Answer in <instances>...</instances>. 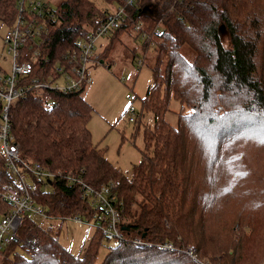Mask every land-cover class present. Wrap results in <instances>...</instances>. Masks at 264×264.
I'll return each instance as SVG.
<instances>
[{"label":"trees","instance_id":"obj_1","mask_svg":"<svg viewBox=\"0 0 264 264\" xmlns=\"http://www.w3.org/2000/svg\"><path fill=\"white\" fill-rule=\"evenodd\" d=\"M149 1L156 10L144 14L150 19L144 27L158 33L141 108L151 111L152 123L143 127L141 158L130 172L92 141V105L82 89L33 90L11 103L19 154L79 173L92 186L119 180L122 237L107 245L97 264H202L181 249L187 243L216 263L264 264V0H139L130 9L134 21L144 18L139 8ZM117 2L101 0V7L94 0H61L51 6L43 49L56 57L73 47ZM16 3L0 0V23L12 24ZM129 26L132 21H125L111 39ZM184 44L194 52L191 60L180 51ZM171 97L180 102L175 124L165 118ZM0 180H7L2 152ZM31 192L60 218L90 213L79 186L64 175L35 182ZM8 207L0 197V212ZM26 232L39 238L33 255L21 251L19 236ZM135 236L143 242H133ZM104 237L110 236L94 227L83 249L73 252L51 224L26 213L18 237L2 249V263L93 264ZM166 239L174 246L162 247Z\"/></svg>","mask_w":264,"mask_h":264},{"label":"built area","instance_id":"obj_2","mask_svg":"<svg viewBox=\"0 0 264 264\" xmlns=\"http://www.w3.org/2000/svg\"><path fill=\"white\" fill-rule=\"evenodd\" d=\"M138 1L119 0L114 5H109L86 38L77 40L73 47L51 57L43 49V43L50 33L48 20L53 18L51 6L45 0H17L12 24L7 26L3 34L6 52L10 55L9 71L0 66V152L4 154L7 166V180H0V197L9 202V207L0 212V262L3 259L2 249L18 237V229L26 213L34 217L52 215L35 201L31 190L35 182L45 181L59 174L64 175L68 182L79 186L80 196L87 201L90 209L89 214L74 213L66 218L89 223L104 235L115 239L122 237L119 224L124 202L118 193L119 180L109 179L99 186H92L79 173L53 170L38 160L21 156L11 130L10 105L17 97L33 90L73 92L83 89L91 82L88 66L99 63L98 53L93 45L94 39L112 32L125 21H132L131 28L144 40L153 42L152 36L158 33L157 28L146 30L142 21H134L130 14V9L137 6ZM174 1L185 5L188 2ZM128 108V119L136 120L137 110L132 104ZM24 171L33 177L34 183L26 181ZM19 239L27 255H33L40 248L39 238L34 233L26 232ZM132 241L143 242L137 236ZM160 244L168 248L174 246L168 239ZM181 249L202 264H213L208 257L196 254L193 243H187Z\"/></svg>","mask_w":264,"mask_h":264},{"label":"rangeland","instance_id":"obj_3","mask_svg":"<svg viewBox=\"0 0 264 264\" xmlns=\"http://www.w3.org/2000/svg\"><path fill=\"white\" fill-rule=\"evenodd\" d=\"M45 1L50 6H56L61 0ZM94 1L98 6H106L101 3V0ZM143 16L141 21L144 25V21L150 19L146 15ZM6 28L5 24L0 23V66L9 71L10 55L6 52V44L3 42ZM111 37L112 32L99 35L94 39V49L98 54L107 47L101 55L104 63L99 62L88 66L91 82L81 91L92 105V112L88 120L92 141L104 147L105 155L110 161L124 172L129 173L131 164L141 158L143 127L145 124L152 123L151 111L142 109L141 103L147 86L152 80L151 64L155 50L153 42L145 43V40L131 26L121 31L119 37L113 39ZM110 39L112 44L108 45ZM222 41L227 44L224 33ZM180 51L189 60L194 56L193 50L186 44L181 46ZM130 104L137 111L142 110L140 116L138 115L134 121L128 119ZM168 106L165 118L175 124L180 102L175 97H171ZM23 175L27 182L34 183V179L29 173L24 171ZM35 218L38 222L51 224L57 229L59 240L73 252L83 249L86 238L94 228L89 223L72 218H60L56 215H35ZM114 241L113 237L102 238L97 258L93 264L98 263L107 245ZM21 251L24 252V250ZM210 260L216 264L212 259ZM218 263L225 264L224 262ZM0 264L4 263L0 262Z\"/></svg>","mask_w":264,"mask_h":264},{"label":"water","instance_id":"obj_4","mask_svg":"<svg viewBox=\"0 0 264 264\" xmlns=\"http://www.w3.org/2000/svg\"><path fill=\"white\" fill-rule=\"evenodd\" d=\"M156 10V6L153 2H147L145 4H143L140 8H139V15H151L155 12Z\"/></svg>","mask_w":264,"mask_h":264}]
</instances>
